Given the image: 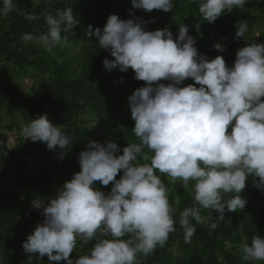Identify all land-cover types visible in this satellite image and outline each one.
Here are the masks:
<instances>
[{
	"label": "clouds",
	"instance_id": "1",
	"mask_svg": "<svg viewBox=\"0 0 264 264\" xmlns=\"http://www.w3.org/2000/svg\"><path fill=\"white\" fill-rule=\"evenodd\" d=\"M131 3L132 8L148 13L170 12L174 7L173 0ZM246 3L202 0L199 12L212 23L226 10ZM16 10L15 0H0V18ZM25 19L37 17L25 14ZM45 22L48 31L38 42L51 52L62 43V26L67 32L77 19L69 7L55 16L45 13ZM148 22L111 14L102 30L89 26L88 35L95 36L100 47L114 57L103 60L104 68L109 72L131 68L134 78L145 82L128 97L133 131L140 143L127 144L117 155L121 149L114 140L103 144L89 140L79 153L80 171L49 202L34 203L36 208L43 207L44 220L23 242L26 253H38L40 258L46 254L49 262L63 260L66 264H137V253L147 257L157 246L164 247L176 227L168 190L157 170L172 180L181 179L185 186L193 182L195 203L180 213L179 221L186 243L196 231L190 218L200 224L211 219V215L202 217L201 209L215 210L219 222L225 220L226 211L245 208L247 200L240 193L249 175L255 187L264 190V44L239 48L229 67L220 55L209 59L199 53L186 25L180 26L174 39L167 27L147 30ZM246 31V25H236L237 37ZM214 47L224 50L220 43ZM187 78L194 83L184 85ZM23 136L45 142L49 150L58 146V159H63L71 143L46 114L29 120ZM145 147L153 153L150 164L138 163ZM143 159L149 157L143 155ZM95 181L103 186L111 182V190L101 191ZM230 193L235 195L225 199ZM98 233L112 239L97 241L88 255L70 258L78 236L86 244ZM126 235L131 238L121 239ZM240 251L242 261L264 262V237L254 236Z\"/></svg>",
	"mask_w": 264,
	"mask_h": 264
},
{
	"label": "trees",
	"instance_id": "2",
	"mask_svg": "<svg viewBox=\"0 0 264 264\" xmlns=\"http://www.w3.org/2000/svg\"><path fill=\"white\" fill-rule=\"evenodd\" d=\"M202 0H173L174 7L170 12L153 10L151 13L143 9L132 8L131 0H15L17 10L7 17L0 18V78L12 77L32 78L40 80L42 88L38 92H14L8 86L0 93V113L8 117V121L0 116V128L7 131L16 130L20 121L26 117L36 119L40 115L60 127L64 134L71 138L63 159L58 154L53 161L45 142L22 139L7 150V160L13 175L22 176L26 187L15 181H1L0 188V259L2 264H48L45 254L40 258L38 253H26L23 242L30 234L17 235L16 231L27 228V222L18 225L32 200L52 199L57 193L50 183L58 172H74L79 167V153L85 150L89 140L102 143L95 138L86 126L65 122L83 116L91 117L102 125L104 136L114 140L120 146V153L127 144L140 143L133 131L134 120L131 117L128 97L132 92L144 86L145 82L134 78V71L129 68L121 72L118 68L106 70L103 66L105 58L114 59L108 51L100 47L95 36H89V26L94 31L103 29L107 18L117 14L121 19L142 18L149 21L147 30L169 28L174 39L180 26L186 25L188 34L196 41L199 53L206 54L209 59L220 55L226 65L231 67L239 48L247 44H264V0H247L242 7H233L231 12L225 11L214 22L203 19L199 12ZM72 8L77 24L67 32L61 31L62 43L47 51L38 38L48 31L45 13L55 16L57 11ZM131 10V11H130ZM25 14H33L36 20L25 19ZM154 21V22H151ZM261 21L260 23H258ZM246 25L243 37L236 36V25ZM31 37V39H23ZM220 43L224 50L219 52L214 44ZM77 47L76 53H67L71 47ZM168 83V81H163ZM194 83L187 78L183 84ZM199 87V85H196ZM264 99V97H262ZM72 117L74 119L72 120ZM228 131H231L229 125ZM18 140V139H17ZM0 157L5 148L6 137L0 134ZM147 155L149 160H144ZM153 153L146 147L138 157V163L150 164ZM25 158H31L40 171L36 176L28 177L24 173ZM122 175V170L116 179ZM157 175L159 171L157 170ZM254 177L249 175L245 189L240 195L247 200L245 208L236 212H225L224 221H216L215 210L201 209L202 217H209L204 224L190 218L195 227V234L189 243L185 242L184 229L181 227L180 213L194 205L193 182L189 181L185 188L181 182H174L168 193V200L173 208L172 216L176 231L169 234L164 247L145 257L137 253V264H264L258 260L242 261L240 251L244 243H250L256 235L264 237V190L253 184ZM258 179V178H256ZM95 187L107 193L112 184L103 186L99 181ZM15 187V191L7 192L6 187ZM235 194L230 193L225 199ZM211 211V212H210ZM230 221V222H229ZM216 223L215 228L210 225ZM126 235L121 239H130ZM95 238L88 241L81 249L79 256L90 254ZM52 264H62L52 261Z\"/></svg>",
	"mask_w": 264,
	"mask_h": 264
},
{
	"label": "rangeland",
	"instance_id": "3",
	"mask_svg": "<svg viewBox=\"0 0 264 264\" xmlns=\"http://www.w3.org/2000/svg\"><path fill=\"white\" fill-rule=\"evenodd\" d=\"M35 1H38V0H35ZM260 22L261 21H259L258 23H260ZM39 45L42 46L41 43ZM77 51H78L77 47L71 46L67 50V53L68 54L76 53ZM108 55L111 57L109 52H108ZM8 86L13 88L14 92H20V93L28 92L29 90L31 91L32 89L34 90V92H38L42 88V84L38 78L36 80H33L32 78H22V77H18V78L12 77L10 79L0 78V93H4L5 89H8ZM130 112H131V110H130ZM0 116L4 119L5 122L8 121L7 120L8 117L6 115L0 113ZM73 119H74V117H72V120ZM29 120H34V118L33 117L23 118L20 121L18 128L16 130L14 129L13 131H7L3 128H0V133H3L7 137L6 144L4 145L5 148L1 152L0 168L3 167L4 164H5V166H7V164L9 163L7 160V157H8L7 150L10 147L16 145L17 141H19L21 139L23 141L31 140L30 138L24 139V136H23V128ZM74 123H76V124L78 123V124H81L83 126H86V128L88 129V132L92 136H94L95 138H101L102 144L106 143L108 141V136L107 137L104 136L105 128L102 125L96 123L91 117L83 116L81 118L74 119L73 121L65 122V125L68 127H71L72 124H74ZM65 135H67V134H65ZM0 145H2L1 141H0ZM59 151H60L59 147L57 146V148L54 150V152L50 155L51 156L50 161L54 160V158L57 156ZM4 169H5L4 173L10 174L9 168H3L2 170H4ZM38 171H40V167L38 166V164H36V167L33 171H30L27 169L25 171L26 172L25 174L28 177H33V176H36ZM79 171H80V167L74 172L73 171L72 172H63V173L58 172L55 175V179L50 183L51 188H53V190L56 193H58V190L63 186L65 181L70 180L72 178L73 174L76 172H79ZM159 176L161 177L162 182L165 184V186L168 190V193L170 192L171 186L174 182H181L185 188L187 187L184 185V182L181 179L172 180L171 177L167 176L166 174H162V173H159ZM20 177L18 179L20 180L23 187H26L27 182L25 181V179L22 176H20ZM49 201H50V199L46 198L43 200L42 204H46ZM43 220H44L43 207H41V213L39 215H37L36 217L31 218L30 223H34V226L33 225L32 226L35 228L37 226V224L42 223ZM23 221H25V220L23 218L19 217L18 225L23 224ZM27 230H28L27 228L25 230H23V229L17 230L16 234L17 235H24L27 233ZM94 238L98 241L102 240V239H106V238L112 239V237L110 235H102L100 233H98L97 236ZM83 246H84L83 239H82V237L78 236L76 246H75L73 252L70 254V258H72L73 260L77 259L78 255L81 252V249L83 248ZM0 264H2L1 259H0ZM48 264H52V262H49ZM62 264H66V262L62 260Z\"/></svg>",
	"mask_w": 264,
	"mask_h": 264
},
{
	"label": "built area",
	"instance_id": "4",
	"mask_svg": "<svg viewBox=\"0 0 264 264\" xmlns=\"http://www.w3.org/2000/svg\"><path fill=\"white\" fill-rule=\"evenodd\" d=\"M0 188H3L4 189V186L2 185V183L0 182ZM5 190L7 192L9 191H15V187L14 186H11V187H6ZM34 203H40L42 204V202L39 200V199H35V200H32L30 202V204L28 205V207L26 208V210L24 211V213L22 214L21 218H23L25 221L24 222H27V234H31L34 230V223H30V219L33 218V217H36L37 215H39L41 213V208H36L34 206ZM33 225V226H32Z\"/></svg>",
	"mask_w": 264,
	"mask_h": 264
},
{
	"label": "crops",
	"instance_id": "5",
	"mask_svg": "<svg viewBox=\"0 0 264 264\" xmlns=\"http://www.w3.org/2000/svg\"><path fill=\"white\" fill-rule=\"evenodd\" d=\"M0 134L4 135L3 133H0ZM6 139H7V137H6ZM35 167H36V165H35L34 161L31 158H25V170H24V173H26L25 171L27 169L30 170V171H33L35 169ZM3 168H9V173L10 174L4 173L5 169L2 170ZM19 177L12 174L9 163L7 164V166H5V164H4L3 167L0 168V181H3V180L6 179L7 182L15 181V182L21 184L20 180L18 179Z\"/></svg>",
	"mask_w": 264,
	"mask_h": 264
}]
</instances>
